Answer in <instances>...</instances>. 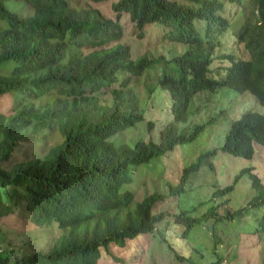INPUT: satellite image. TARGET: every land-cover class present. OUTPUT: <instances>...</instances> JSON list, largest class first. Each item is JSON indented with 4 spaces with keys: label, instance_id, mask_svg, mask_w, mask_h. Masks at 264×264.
<instances>
[{
    "label": "trees",
    "instance_id": "1",
    "mask_svg": "<svg viewBox=\"0 0 264 264\" xmlns=\"http://www.w3.org/2000/svg\"><path fill=\"white\" fill-rule=\"evenodd\" d=\"M5 1L8 0H0V18L5 21V26L0 27V96H11V114H0V162L6 161L20 143L29 142L34 132L50 127L52 120L60 119L61 143L42 160L10 168L0 165V218L15 207L25 206L34 224L53 220L66 231L51 247L42 251L34 247L29 255L15 261L96 264L105 252L118 261L111 252L113 246H124L132 237L147 235L156 228L162 214L154 213L152 206L163 198L161 194L146 195L122 220L112 216L103 224L97 221L81 235L74 234V228L93 210L128 204L134 193L130 189L121 191V187L130 181L139 165L172 151L175 145L194 140L168 131L167 135L163 133L166 138L160 136V146L143 141L133 147L112 143L117 133L144 118L133 78L162 63L161 73L143 85L142 91L148 106H154L159 99L169 108L174 121L181 123L186 120L192 97L218 87L247 92L264 107V0H252L248 14L240 7L241 0H228L239 12L232 19L224 15L223 0H186L185 4L172 0H118L112 5L115 19L103 16L96 8L77 10L67 0H12L31 7V15L22 17L8 11ZM123 12L129 14L139 35L147 23L159 22L167 28L164 39L187 47L167 59L146 53L132 58L127 44L118 41L122 37ZM195 20H203L202 25L197 26ZM197 28L202 37L197 35ZM226 34L224 39H230L233 52L219 51ZM203 38L208 42L206 48ZM215 48L218 53L214 57L228 63L215 69L220 79L211 77ZM118 79L121 87L111 90L110 104L102 105L95 96H88ZM42 98L43 105L39 104ZM77 114L81 117L72 118ZM254 143L264 147V114L245 112L232 122L221 150L250 159ZM200 164L201 160L183 168L179 183ZM250 172V168H243L231 185L219 190H232L237 179L247 174L253 194L239 210L227 207V218L250 207L264 206V183ZM203 216H182L185 229L180 237L188 251L192 248L185 235ZM255 220L254 232L263 233L264 210ZM163 241L174 250L165 238ZM7 253L11 254L12 249L3 246L0 264L8 263ZM175 257L184 259L178 254Z\"/></svg>",
    "mask_w": 264,
    "mask_h": 264
},
{
    "label": "rangeland",
    "instance_id": "2",
    "mask_svg": "<svg viewBox=\"0 0 264 264\" xmlns=\"http://www.w3.org/2000/svg\"><path fill=\"white\" fill-rule=\"evenodd\" d=\"M117 1L67 0L68 5L77 10L96 8L103 15L114 19L116 13L112 5ZM172 1L186 3V0ZM223 1L224 15L230 16L228 19H232L233 16L237 18L239 12L238 9H233L234 3ZM228 6L229 10L225 11ZM4 7L22 17L32 13L29 5L22 1H5ZM240 7H243L244 14H248L252 8V0H241ZM120 23L122 37L118 41L127 44L132 58L146 53L167 59L170 55L180 54L187 47L186 44L164 39V30L167 28L159 22L147 23L142 35H139L138 28L127 12L121 14ZM195 23L200 26L203 20H195ZM4 26L5 21L0 18V27ZM197 35L202 37L199 28ZM226 37L227 34L221 38L222 46L219 47V51L233 52L232 43L229 38L224 39ZM207 44L206 38H203L204 48ZM88 51L90 50H86ZM215 52L218 53L217 48L213 51L211 77L220 79L222 76H218L215 69L228 63L216 59ZM160 64L162 63H158L151 70H145L139 78L132 80V84L136 87L135 92L139 96L143 120L117 133L111 141L117 147L122 145L133 147L139 141L160 146L162 143L160 136H164L163 133L167 135L168 131L176 137L191 136L194 140L175 145L172 151L164 152L149 163L139 165L132 172L130 181L121 187V191L132 190L133 199L118 208L93 210L83 223L74 228V234L81 235L86 228L90 229L97 221L103 224L112 216H117L118 220L124 219L128 211L134 210L137 202L146 195L156 192L163 198L157 200L152 209L154 213H161L162 218L154 231L147 235H136L124 246H113L111 252L119 259L118 261L105 252L101 254L96 264H214L213 262L264 264V232H254L257 228L255 218L264 210V206L250 207L241 210L235 216L226 217L227 207L239 210L253 194L247 174L237 179L232 190L219 192L225 186L231 185L243 168H250V173L255 174L260 182L264 183L263 146L254 143L250 159L235 157L221 150L232 122L245 112L264 114V107L247 92L237 93L228 88L218 87L213 92L197 93L187 105L185 122L174 121L165 103L157 99L154 106H148V99L142 91L143 85L154 80L161 73ZM223 73L224 71H221V74ZM120 81L121 79H118L117 83L103 87L88 96H95L102 105L110 104L113 99L111 90L120 88ZM44 100L42 98L39 104L43 105ZM10 106L11 96L9 94L0 96V114H11ZM79 117L81 115L77 114L72 118ZM51 122L52 125L47 126V129L34 132L29 142H22L15 147L10 157L0 162V165L10 168L14 164L33 163L47 157L49 150L61 143L60 119ZM200 160L198 169L191 171L180 184L182 169ZM184 215L192 217L205 215L200 223L192 225L185 235L187 243L192 248L191 251L187 250L180 237L185 229L182 219ZM65 232L57 227L53 220L46 224H34L28 209L25 206H18L7 216L0 218V249L2 250L7 243L11 244L13 251L11 254L7 253L9 259L7 264H17L15 260L31 252L30 243L34 244L35 248H49ZM163 238L174 250H170ZM175 254L184 259H177Z\"/></svg>",
    "mask_w": 264,
    "mask_h": 264
},
{
    "label": "clouds",
    "instance_id": "3",
    "mask_svg": "<svg viewBox=\"0 0 264 264\" xmlns=\"http://www.w3.org/2000/svg\"><path fill=\"white\" fill-rule=\"evenodd\" d=\"M29 7H30V6H29ZM30 8H31V7H30ZM101 14H102V13H101ZM102 15H103V14H102ZM103 16H105V15H103ZM108 17H109V16H108ZM149 23H150V22H149ZM30 140H31V139H30ZM7 246H10V247L8 248ZM29 246H30V248L32 249L31 252H32L33 250H35V249H37V250H41V251H42V250H45L44 248H35V249H34L35 245H34V244H31V243L29 244ZM11 247H12V246H11V244H9V243H7V244L4 245V248H6L7 250H8V249H12ZM12 251H13V249H12ZM31 252H30V253H31ZM30 253H29V254H30ZM29 254H27V255H29Z\"/></svg>",
    "mask_w": 264,
    "mask_h": 264
}]
</instances>
